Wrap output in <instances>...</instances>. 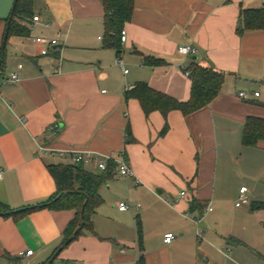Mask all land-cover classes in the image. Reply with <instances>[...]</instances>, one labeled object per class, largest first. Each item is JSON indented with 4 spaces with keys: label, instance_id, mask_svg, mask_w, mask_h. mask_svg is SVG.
<instances>
[{
    "label": "crops",
    "instance_id": "0c3cea01",
    "mask_svg": "<svg viewBox=\"0 0 264 264\" xmlns=\"http://www.w3.org/2000/svg\"><path fill=\"white\" fill-rule=\"evenodd\" d=\"M15 1L0 0V204L17 212L55 196L48 167L69 162L39 157L40 145L108 156L133 173L116 168L100 188L95 233L84 232L54 264H264V210H251L264 201V140L243 144L246 121L264 119V30L237 33L242 11L264 8V0H132L120 53L105 46L106 0H34L40 21L31 20L28 38L9 36L3 51ZM39 38L57 40L59 53L42 56ZM183 45L198 55H180ZM193 62L224 74L220 94L189 116L171 112L161 137L163 115L147 117L126 93L146 83L187 102ZM13 73L15 85L6 82ZM241 92L260 96L243 100ZM244 187L250 205L238 208ZM74 217L48 208L0 216V264H48ZM169 233L175 240L165 244ZM27 251L33 255L20 257Z\"/></svg>",
    "mask_w": 264,
    "mask_h": 264
},
{
    "label": "trees",
    "instance_id": "16d2710c",
    "mask_svg": "<svg viewBox=\"0 0 264 264\" xmlns=\"http://www.w3.org/2000/svg\"><path fill=\"white\" fill-rule=\"evenodd\" d=\"M105 11V46L114 48L120 53L121 32L124 25L132 18L134 4L132 0H106ZM33 16L34 0H18L13 20L9 26V36L30 37ZM8 22L9 19L6 29ZM259 30H264V8L243 10L237 33L243 35L247 31ZM148 63L160 64L161 61L152 59ZM4 68L5 59L0 51V74ZM189 75L192 79V89L190 99L187 102H179L157 92L146 83H137L133 89L126 93L127 99L139 101L147 117L155 111H159L163 115L165 125L160 132L161 137L165 136L170 129L168 117L171 112L179 111L184 116H189L206 108L219 96L225 80L223 73L212 67L197 65L195 62L190 67ZM261 140H264V119L249 118L245 123L243 144L248 147H255ZM116 168L117 165L110 162L104 174L98 175L87 171L83 166L50 165L48 170L57 187L55 196L43 205L17 212H13L0 204V216L18 217L42 208L74 211L75 217L63 235V242L60 247L63 251L84 232L95 233L92 217L103 202L100 196V188L106 180L113 176ZM199 208L202 207L199 206ZM251 210H264V201L252 202ZM82 215H84V220H82ZM138 264H145L144 259L141 258Z\"/></svg>",
    "mask_w": 264,
    "mask_h": 264
},
{
    "label": "built area",
    "instance_id": "2783aa9c",
    "mask_svg": "<svg viewBox=\"0 0 264 264\" xmlns=\"http://www.w3.org/2000/svg\"><path fill=\"white\" fill-rule=\"evenodd\" d=\"M39 21H40L39 17L33 18V23H38ZM30 28L32 29V25L30 26ZM37 41L40 44L45 45L41 50L42 56H48L52 52L59 53V51H60L58 48H54V50L52 48V47L58 46L57 40H49V39H45V38H39V39H37ZM121 41L123 43H125L127 41V36L125 34L121 37ZM198 52H199L198 49L193 45H183V46H180L178 48V53L182 56L187 57V58L188 57H196L198 55ZM120 65L123 66L122 62H120ZM60 68L61 67L59 65V67H57L55 69L56 74H61ZM125 73H128V71L125 70ZM187 75L190 76L189 73H187ZM6 82L15 85V84H18L20 82V78H19L18 74L13 73L9 76V78L6 79ZM252 96L255 98H258L260 96V94L254 93L253 95H251L247 92H241L239 94V97L243 100H249ZM57 127L58 126L55 125V126H53V129H56ZM50 152H52L53 154H57L62 158H66L70 165L83 166L84 168L89 167L91 165H94L99 170L104 171V172L107 170L109 163L113 161L111 157H108V156L101 157L100 155H97L91 151L80 150V149L53 150V149H49V148L41 146V145L38 146L37 154L39 157H44ZM116 165H117L118 172L123 177H131L133 175L132 169L130 168L128 163L121 161V162H118ZM3 178H4V173H3L2 169L0 168V182L3 180ZM185 195L186 194L183 192L182 196H185ZM244 205H250V199L248 197V189L245 187L240 190V195H239V198L237 200L236 207L239 208V207H242ZM119 209H120V211H126V210H128V205L126 203H121L119 205ZM212 210L213 209L211 207L208 208V211H212ZM201 222H202V218L195 220V223L197 225L200 224ZM197 237L202 238L201 233L199 231L197 232ZM174 240H175V236L172 233L166 234L164 236V243L165 244H171ZM32 255H33V251H27V252L20 253V257H24V258L30 257Z\"/></svg>",
    "mask_w": 264,
    "mask_h": 264
},
{
    "label": "water",
    "instance_id": "95a60500",
    "mask_svg": "<svg viewBox=\"0 0 264 264\" xmlns=\"http://www.w3.org/2000/svg\"><path fill=\"white\" fill-rule=\"evenodd\" d=\"M17 3H18V0L15 1L14 7L12 9V13H11L10 18H9L8 28L6 30V34H5L4 42H3V47H2L3 51L6 49V44H7V41H8L9 30H10V27L9 26H10L12 20H13L14 12H15ZM82 220H84V215H82ZM77 233H78V231L76 232V234ZM61 252H62V248H59V250L55 253V255L52 257V259L49 261L48 264H53L57 260V258H58V256L60 255Z\"/></svg>",
    "mask_w": 264,
    "mask_h": 264
},
{
    "label": "rangeland",
    "instance_id": "374dc122",
    "mask_svg": "<svg viewBox=\"0 0 264 264\" xmlns=\"http://www.w3.org/2000/svg\"><path fill=\"white\" fill-rule=\"evenodd\" d=\"M55 264H58V262H56Z\"/></svg>",
    "mask_w": 264,
    "mask_h": 264
}]
</instances>
